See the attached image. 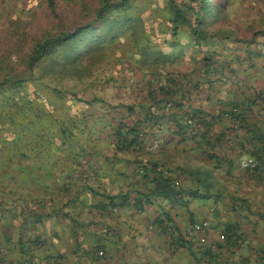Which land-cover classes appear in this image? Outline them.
Here are the masks:
<instances>
[{"label": "trees", "instance_id": "1", "mask_svg": "<svg viewBox=\"0 0 264 264\" xmlns=\"http://www.w3.org/2000/svg\"><path fill=\"white\" fill-rule=\"evenodd\" d=\"M41 1L39 16L22 19L19 12L27 9L16 10L8 29L0 30V139L21 157L37 150L24 151L26 140L58 148L52 147L46 158L53 159L52 165L69 161L71 167L63 174L72 176L56 185V195L38 200L39 214L28 212L36 198H24V220L70 221L72 236L79 238L81 232L88 237L96 256L114 252L131 259L128 255L134 254L143 256L142 264L221 262L220 250L237 246L243 235L232 216L245 214L242 206L227 211L228 201L240 199L217 177L214 169L220 164L209 159L218 160L213 148L227 140L225 131L245 130L246 102L257 100L264 108V90L252 88L244 98L233 80L242 98L214 99L211 92L244 73L232 67L234 62L238 67L253 60L250 67H255L264 52V17L240 24L237 12L243 0ZM217 44L221 51L215 50ZM120 45L128 47L132 59L123 56V71L137 70L143 77L135 100L107 102L96 94L80 95V89L90 88L104 73L109 50ZM187 54H194L193 73L176 74L168 68ZM65 80L75 81L80 89L64 90ZM49 89L65 94L63 102L71 97L91 108L79 115L68 109L64 116L46 100ZM96 102L105 108L93 107ZM203 103L215 109H204ZM262 135L259 146L247 147L259 168H264ZM96 148L104 163L92 161ZM78 169L75 175L80 177L73 175ZM196 200L200 212L211 211L214 217L220 215V202L229 217L212 226L208 216L199 218L190 208ZM204 221L205 234L220 228L221 243L210 235L205 243L199 241L202 231L194 225ZM212 248L219 250V257ZM240 264H264V251Z\"/></svg>", "mask_w": 264, "mask_h": 264}, {"label": "crops", "instance_id": "2", "mask_svg": "<svg viewBox=\"0 0 264 264\" xmlns=\"http://www.w3.org/2000/svg\"><path fill=\"white\" fill-rule=\"evenodd\" d=\"M252 62L253 60L242 61L241 66L238 67L234 62L232 67L235 69L243 68L244 73L238 72L237 76L231 77V82L228 80L223 87L219 86L218 89H214L215 93L211 92L214 99L224 98L227 101L231 98H242V94L235 91L236 87H232L233 80L238 81L241 85V89L244 91L243 96H246L244 98H249L247 95L250 94L252 88L257 91L264 90V52L262 55H258L255 60V67L251 68ZM251 99L253 98L249 100ZM196 103H200L198 105L201 106V100ZM202 107L209 111L215 109L214 105L209 104L207 106L206 103H203ZM243 113L246 116L247 124H244L248 131L246 128L244 130V128L235 127L236 129L233 130L234 128L230 127L225 131L227 140L220 144L217 142L214 144L213 150L218 160L209 159L211 164L214 162L220 164V169H214L217 177L227 187L228 191L233 193L235 198L240 199L235 202L228 201L230 206L226 207L227 211L231 210L232 207L242 206L244 209L242 208L241 213L245 214L232 216L234 221H238L243 232L238 245H225V248L220 250L219 255H223L221 257L217 255L219 250L212 248V250H216L218 260L222 261L218 264H223L225 259L230 261L229 264H240L243 258L254 261L257 259V255H262V250L264 251V179L257 174L248 172L239 164L241 159L250 157L247 147L259 146L260 135L264 133V108L257 100L256 102L249 101L246 102ZM220 129L219 126L216 127L217 131ZM228 159L233 160L232 165L228 163ZM14 192L17 194L16 199H14L15 197L12 200L7 199L6 203L0 200L1 208L5 209L6 212L5 219L0 220V251L2 252L0 264H139L138 260H141L142 264L145 261L143 256L137 259L133 256L134 254L128 255L132 260L124 254L114 252L109 255L96 256L91 250L88 237H83L81 232L79 238L72 236L73 223L70 221L40 220L36 222L34 219L25 221L22 213V211L24 212L22 209L24 198H26L25 200L36 198V202L33 201V207L31 208L29 205L28 212L39 214L36 203L44 197L38 196L37 193L26 195L23 191ZM217 206L221 207L219 217L208 216L211 219L210 222L213 223L212 226L226 221L228 216L222 209L220 202ZM190 208L193 212L199 213L197 216L199 218H205L209 213L207 211L200 212L201 209L194 205ZM28 212L26 213L30 214ZM242 219L246 220L245 223L241 222ZM219 229L218 227L215 230L214 227L209 231V235L212 236L213 234L212 238L221 243L217 237ZM187 258L189 259V256Z\"/></svg>", "mask_w": 264, "mask_h": 264}, {"label": "rangeland", "instance_id": "3", "mask_svg": "<svg viewBox=\"0 0 264 264\" xmlns=\"http://www.w3.org/2000/svg\"><path fill=\"white\" fill-rule=\"evenodd\" d=\"M243 1V4L240 5V8L237 12L240 17V24H242L243 22L248 23L253 17H264V0ZM41 4V0H0V30H2L3 28L4 29L2 31L8 29L9 20L11 17H15L13 15L16 10L19 11L22 8L27 9V11L21 12V10L19 12L22 19L25 18L24 16H28V14L32 15L36 13V15L39 16L42 10ZM149 12L150 9L145 13V16H148ZM222 48L223 47L218 44L215 46V50L217 51H221ZM127 49V46L120 45L116 46V48L114 49L109 50L107 62L105 65V71L103 74L98 75V80L93 83L90 88L80 89L78 88L79 84L75 85V81H70L69 83H66L65 80L63 82L66 83L63 87L64 90L76 91L80 89V95L91 96L96 94L107 100V102H119L120 100L129 102L135 100L134 92L137 93L140 90L142 84L141 81L143 80V77L142 74L137 70L129 72L123 71L126 64L124 66H122V64L126 62L124 57H127ZM132 51L136 52V49L133 47ZM120 57H122L123 60H119L118 58ZM128 58L131 57H127L126 59L132 60ZM193 58L194 54L179 55L177 59H175L172 63L168 65V68L174 70L176 74H191L193 73L192 69L195 65V59ZM68 96L69 95L66 94V98H68ZM45 97L48 102H52V104L57 110L62 111L63 115L65 114L64 116L67 115L68 109L71 110V114H74L75 111L77 112V115H79L82 112H87V110L91 108L90 106L88 107V105L82 106L81 103H74L73 98L71 97L70 99H67L68 101L63 102V100H65V94H56L51 89L47 90V92L45 93ZM93 107L103 110V108H105V105L101 102H96ZM68 116L71 117L69 114ZM41 137L47 139L45 135ZM29 141L31 140H26L25 143L22 142L21 147L23 146L24 151H27V147V149H29V147H31V149L33 147H37V150L35 152H32L28 157H21L20 155L16 154L15 150L8 142H5L4 140L0 139V200H2L4 203L7 202V199L12 200L13 197H15L14 199L17 198V194L14 191H23L26 195L37 193L38 196L47 198L50 195H56L58 192L56 185H60L61 183L63 184L64 180L62 179H65L66 176H69V178L72 176V173H66V176L63 174L65 170H69L71 167L69 161L61 162L60 160H56L55 165L49 163L53 159L46 158V156L50 150H54L52 148L54 146H50L49 148V146H45L44 142L39 141L37 139L31 141V143L28 144ZM54 148L56 149V147ZM56 150H58V148ZM39 151L41 153H38ZM94 152L97 155L92 161L94 162L95 160H100L101 163H104L103 158L98 156L101 151L96 148L94 149ZM97 164L98 163L96 162L93 166L95 168H98L99 166ZM20 165L25 166L27 170L23 171L20 168ZM118 166L121 167L122 165L118 164ZM80 171L81 169H78L73 175L80 173ZM47 172L50 174L47 175ZM4 173H7L8 175L4 176ZM75 176L80 177V175ZM46 190H48V194H44ZM198 200L195 201V204L191 201L192 203L190 206L192 207V205H198ZM2 216L3 218H1ZM5 216V209L1 208L0 205V220L5 219ZM207 216L213 217L211 211L207 214ZM119 219L122 222L123 217ZM178 220L180 221L181 219L179 218ZM245 221L246 220L244 219L241 220V222L244 223ZM138 223L135 222V225H137ZM185 258L188 259L187 257ZM218 263L220 262L208 261L207 264Z\"/></svg>", "mask_w": 264, "mask_h": 264}, {"label": "built area", "instance_id": "4", "mask_svg": "<svg viewBox=\"0 0 264 264\" xmlns=\"http://www.w3.org/2000/svg\"><path fill=\"white\" fill-rule=\"evenodd\" d=\"M239 164L242 168L246 169L248 172L257 174L260 178L264 179V168H259L257 161L253 159L252 157L241 159ZM204 227H208L206 221L202 223H196L194 225V228L196 231L198 232L202 231L201 234L199 235V241L201 243H205L209 238V234H205V232L203 231ZM222 238L223 236L220 235L219 239H222ZM1 256H2V252L0 251V258Z\"/></svg>", "mask_w": 264, "mask_h": 264}]
</instances>
